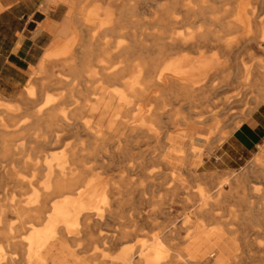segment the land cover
<instances>
[{"label":"bare ground","instance_id":"6f19581e","mask_svg":"<svg viewBox=\"0 0 264 264\" xmlns=\"http://www.w3.org/2000/svg\"><path fill=\"white\" fill-rule=\"evenodd\" d=\"M13 1L0 0V12ZM154 1H144L143 11L138 14L135 5L125 7L118 0L104 5L102 0H52L67 7L53 37L54 50L66 47L62 58L48 62L50 53L44 52L36 65V72L43 76L38 94L29 88L16 105L0 100V189L9 184L20 189L19 192L32 189V194L24 199L20 193L15 199L10 192L0 200V237L5 240V248L19 251L21 264L38 259L45 249L55 247L68 253V249L75 247L79 233L88 235V230L93 231L102 219L113 216L110 210L98 209L100 204L109 209L129 205L134 207V213L127 215L133 230L103 238V244L112 251L117 249L119 254L113 257L109 253L111 261L100 254L98 264H212V261L241 264L236 262V254L232 255L228 239L222 245L226 244L230 252L221 253L219 248L208 256L201 252L207 240L219 230L208 227L205 221L218 218L214 207L224 197L223 186L228 183L239 187L244 176L220 182L206 193L199 191L202 202L189 211L194 221L186 216L176 224L171 216H167L171 221L166 217L167 222L163 217L166 224L157 234L147 241L137 242L134 238L140 223L148 224L145 222L148 217L153 221L150 216L142 219L144 215L140 213L142 203L154 202V194L146 198L147 191L154 188L156 192L167 186L164 191L174 193L171 188L179 187L174 170L182 146L184 171H189L193 124L203 122L202 118L193 117V93L203 89L207 79L227 74L218 55L249 52L251 55L257 49L264 53V38L260 40L256 33L252 34L257 23L253 13L250 17L244 14L243 0H200L210 14L211 25L219 28L208 30L205 39H197L188 30H178L193 11V0H183L180 9L177 0H173L170 6L151 10ZM254 1L264 5V0ZM235 29L244 32L230 37L234 34L230 31ZM196 57L197 61L206 58L208 62L197 64L201 74L194 79ZM238 64L240 69L234 71L230 67L233 69L230 71L244 83L252 78V85L248 84L264 96V65L251 69L243 60ZM228 78L224 79L226 86L230 83ZM242 83V80L238 82ZM49 91L58 93L50 96ZM232 99L221 103L227 107L239 101ZM263 102L264 99L260 100L257 106ZM217 127L213 130H218ZM172 138L175 143L171 142ZM141 144L146 146L142 152ZM263 159L254 160L250 171L260 174V178L264 174ZM114 163L123 168L116 179L109 174ZM160 167L169 171V175L161 173ZM22 170L30 172L28 180L20 175ZM143 179H147L146 185L142 184ZM54 200L57 201L49 207ZM261 210L264 211V206ZM229 212L231 217L236 216ZM41 221L43 226L32 230L24 243L9 237L12 232ZM183 230L184 238L180 235ZM192 252L197 259L189 257ZM14 263L8 258L4 264Z\"/></svg>","mask_w":264,"mask_h":264},{"label":"rangeland","instance_id":"374dc122","mask_svg":"<svg viewBox=\"0 0 264 264\" xmlns=\"http://www.w3.org/2000/svg\"><path fill=\"white\" fill-rule=\"evenodd\" d=\"M32 1L38 4L37 8L45 15H47L48 11L55 10L53 14L54 17L53 20H48L49 21L48 32L44 31L45 39L47 41L46 44L47 46L45 47L43 54L46 50L50 53V55H48L47 58L48 62L61 59L66 47L63 46L58 50H54L53 37L58 29L61 19L67 12L66 11L67 7L65 4L64 5L60 3L54 4L52 0H32ZM112 1L113 0H102V4L104 5ZM118 1L119 3L121 2L120 4L125 7L135 5V8L137 9V13L140 14L143 11L142 3L144 1L147 2L149 0H131V1L118 0ZM172 1L173 0H155L154 1L155 3L151 8V10H159L160 9L159 7L161 5L170 6ZM184 3L185 2L183 0H177V8L181 7V5ZM243 3H244V9L246 10L247 13L244 14L246 16L249 15L248 17H250V13L251 14L253 13V15L255 16L253 18L256 21L257 26L256 28L254 27L255 31H253L252 29V34L256 33L257 36L260 38V40H262L261 38H264V5L254 0H243ZM77 6H79V2L77 3ZM94 6L95 5L91 7ZM192 6H193V11L189 14V16H186L187 19L185 20V25L181 27L179 26L178 30L179 31L188 30V32L194 35L197 39L200 38L205 39V35L208 30H212V29L218 30L219 28L218 27L215 28L214 26L211 25L210 21L208 20L210 14L207 10H205L201 6L200 0H193ZM248 9L250 10L252 9V12ZM232 15H236V14L232 13ZM180 17L184 18L183 15L182 16L180 15ZM242 30L243 29L241 30L235 29L233 31H230L231 33H234L232 35L230 34L231 35L230 37L239 36L244 32V30L243 32H241ZM238 32L241 33L239 34ZM71 44L72 42L69 43V45ZM257 50L253 51L251 55H249L250 52L248 54L246 53H243L241 55L237 54V56L232 54L226 56L224 53L218 55L220 59H223L221 60L224 65L222 69H225L227 73L226 75L225 73L220 75V78L223 77L221 78L223 81L219 80L220 78L218 76H214V79H212L213 78L212 77L211 80L207 79L205 81L207 85H205L204 83L205 87L203 89L197 90L195 91V93H193L194 98L192 99L193 106L191 110L192 113L194 114L193 117L195 118L198 117L199 119L202 118L203 122L201 124H193L194 131H192V134L194 137V144L191 147L192 153L190 155V165L188 168L189 175L188 172L186 173L184 171L183 160L185 157V149L182 146L178 150V154H177V158L179 162H177L176 164L177 166L175 167L174 170L176 178L173 176L174 179L177 180L176 182L178 183L179 187H177L176 189L171 188V191L174 193H170L167 190L164 191V189H166L167 186H164L163 188L156 190V192L154 188L152 189V191L154 190L153 192L150 190L151 193L147 191L146 198H152V196L153 197L155 196L154 202L142 203L140 213H143L144 215L142 219H144L145 216L146 217L150 216L153 221L150 222V218L148 217L147 221L145 219V222L147 223L149 222L148 224H146L147 226L145 225L144 222L138 225V230L134 235L135 241L139 242L141 241V239L142 241L144 240L147 241L154 234H157L158 231H160L163 228L164 224H166V222L169 221L167 220L169 216H171L172 221L175 219L174 221L176 222V224L181 222L186 216L190 217L191 216L190 212H192L193 208L197 205H200L202 202L200 200L199 191H203V193H206L220 182H224L228 180L231 181V179L236 180L244 176V179L242 180L243 185L241 184V186L239 187H236L234 185H229L228 183L223 186L224 188L222 189V192L224 193V197L220 200V202H218L217 206L214 207V213L218 215V218L216 219L211 218L205 221L206 225H209L208 227H212L214 229L216 227H219L218 228L219 230L216 229L217 233H215L216 236L218 235L216 238L217 240L214 241L212 239L209 242H207L208 247L206 246V249L205 248L203 249L205 250L203 254L206 253V256H208V254L214 250V247H212L214 246L213 244L216 243L217 245L218 243L217 241L228 239L230 241L229 243H230V249L232 255L234 256L236 254L235 256L238 257L236 262H239L241 264H264V261L262 260V256L264 252L260 251L261 249H264V211L261 210V207L264 206V174L262 178H260V174L257 173L251 174L250 172L253 168L254 160L260 157H264V136L260 144L256 146L249 153L245 152L241 154L238 148H232L231 146L228 145V143H225V141L228 140V138L231 136L233 131L237 127H239L242 123L246 121L251 122L252 117H254L255 114L257 113L262 114L264 116V102L257 106V103H259L260 100L262 101L264 99V96L259 95V93H257L255 89L250 86V84L252 85L253 79L250 78L248 82L246 81L247 85H245L246 83H244V80L240 79L239 76L234 73L236 69H240V65L238 64L240 60H243L245 64H247V67H251V69H253L252 67L256 69V66L257 67L263 66L264 53L261 52L259 49ZM213 53L214 52H212V54ZM197 60L198 59L196 57L193 64V67L195 69H193L192 71V77L194 79L199 78L201 74V71L197 68V64L199 63L205 64L208 62L206 58H203L201 61H197ZM225 65L227 67H225ZM230 67L234 68L233 72L230 71L233 70ZM29 68L30 67H28L25 72L26 79ZM228 69L230 72L228 71ZM217 77L219 79H217ZM42 78L43 76L36 72V66H35L24 87L23 85L25 84L26 79L23 85L18 87L14 91L8 89L5 90V92H2L0 90V96L5 97V98L0 97V100L6 102L7 104L16 105L18 104V100L24 96L26 90H28L29 88H33V91L38 94V85L40 84V80ZM227 78L229 80L228 82H230L229 86L228 85L226 86V84L224 83V79ZM241 80L244 83L241 84L244 85L243 86L244 88H242V86L238 84V82H241ZM238 87L239 88L241 87L242 89L241 88L239 89ZM238 90H240V92ZM199 91H201V93ZM47 93L50 96H55L57 95L58 92L49 91ZM237 93L238 96L236 95ZM230 96H232L233 99L229 98ZM229 99L230 101L231 99L232 100L237 99L239 101L233 105L227 106L228 107L227 108L224 105V103L226 102V100ZM223 100L224 103H221ZM256 101L258 102L256 103ZM240 102L242 103L241 105ZM214 104H216V106L218 104L221 106L216 107ZM222 104H223V108H220L222 107ZM224 106L226 109L224 108ZM218 107L220 108V110L218 109ZM201 108L203 109V111ZM226 111L229 112L227 113ZM211 112L214 114H212ZM218 114L220 117L218 116ZM1 118H2V106H0V123H1ZM195 118L193 119V122L196 121ZM208 119H210L211 121ZM166 121L167 120L163 121V123H165ZM210 122H212V124ZM262 124L264 126V119ZM215 127L219 129L213 130ZM171 131H173V129ZM171 142L175 143V138H172ZM176 144L179 145L180 143H176ZM141 146L142 148L140 150L142 152L143 150L146 149V146H143L142 144ZM58 152L61 153L62 150ZM109 170H110L109 174L114 176L115 179L120 173L123 172L122 166H119L118 164L115 163L111 165ZM159 171L163 174H166L167 176L169 175V171H167L164 168L160 167ZM19 173L22 177L25 178L24 180H28L30 174L28 170H22ZM142 184L146 185L147 179H143ZM19 190L20 189L13 188L12 184H9L4 189H0V200L7 197L10 194V192H12V197H14L15 199L19 198L18 197L19 193L23 196L20 197L21 199H24L28 195L32 194V189L30 188H24L23 190H21V192H19ZM167 196L171 198V201L167 202V199L169 200ZM171 196L175 198L172 199ZM55 201L57 200L52 201L49 204V207L52 206ZM157 201L159 203H157ZM163 201L165 202L163 203ZM176 203L178 206H175ZM246 204L247 207H245ZM161 205L163 206L165 205L164 209H162L163 206ZM167 206L168 207L170 206L172 208H167ZM160 207L162 209L161 211H163L162 213L160 211ZM251 208L252 210L254 209L253 210L254 212L251 211L250 213ZM98 209L104 212L110 210L113 213V216L110 219H102V221L99 224H97L96 228H94L93 231L91 229L88 230L87 232L88 235L79 233L77 236V242L74 243L75 247L73 249H68L67 250L68 253L65 252V250H56L55 247L52 249H45L42 255L38 259H33V261H31L29 264H98L100 261L99 259L100 254L105 255L106 259L108 261H111L112 258L110 257L109 253H113V257H116L119 254V251L117 249L112 251L107 244L104 245L103 238L117 236V234L121 231H131V229L133 230L132 223L129 222V216H131L134 213V207L126 205L119 208L109 209L107 205L100 204L98 205ZM164 211L167 212V214ZM229 211L235 213L237 217L236 216L231 217ZM159 213L160 215L162 214L161 215L162 217L158 215ZM128 214L129 216H127ZM163 217L164 218L167 217L165 219L166 222L164 221ZM191 219L192 221H194V218L192 216ZM159 224H161V227ZM42 226H43V221L36 222L27 226L25 230H21V231L17 230L12 232L9 237L15 238L13 241L21 244L25 242V239L29 236L32 230L40 229ZM15 227H16V223H15ZM203 230L205 231L208 229L204 228ZM180 235L181 237L184 238L186 236V232L184 230L180 231ZM4 241H5L4 238L0 237V249H2L0 251V257L3 258V259L0 258V263L4 264L6 263L8 258H11L15 262L14 264H21L22 259L19 251L17 249H12L9 247L5 248ZM189 257L192 259H197L195 256H189ZM198 260L201 261L202 258L199 257ZM211 263L214 264L213 261ZM221 264H226V263L224 262Z\"/></svg>","mask_w":264,"mask_h":264},{"label":"crops","instance_id":"0c3cea01","mask_svg":"<svg viewBox=\"0 0 264 264\" xmlns=\"http://www.w3.org/2000/svg\"><path fill=\"white\" fill-rule=\"evenodd\" d=\"M37 6L38 4L32 0H15L0 12V90L2 92L8 89L14 91L22 86L26 79L25 72L30 67L24 87L34 67L43 56L47 46L44 31L48 32V20H53L55 10H50L45 15ZM263 119L262 114H255L251 122L246 121L237 127L225 143L232 148H238L241 154L249 153L263 139ZM212 238L214 241L217 240L216 235H212L207 242ZM217 242V245L215 243L213 246L214 250L219 248L221 253L225 250L230 252L225 248L226 244L222 245L223 240ZM190 256L196 257L193 252ZM222 258L225 259V257Z\"/></svg>","mask_w":264,"mask_h":264}]
</instances>
